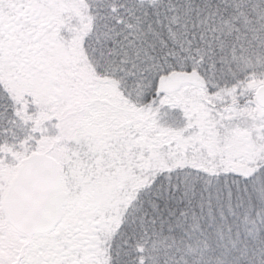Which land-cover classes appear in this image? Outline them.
Listing matches in <instances>:
<instances>
[{
    "label": "snow or ice",
    "instance_id": "1",
    "mask_svg": "<svg viewBox=\"0 0 264 264\" xmlns=\"http://www.w3.org/2000/svg\"><path fill=\"white\" fill-rule=\"evenodd\" d=\"M0 264H264V0H0Z\"/></svg>",
    "mask_w": 264,
    "mask_h": 264
}]
</instances>
